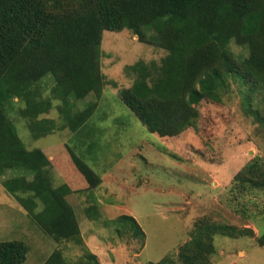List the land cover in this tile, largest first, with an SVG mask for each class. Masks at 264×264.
<instances>
[{
  "label": "trees",
  "instance_id": "obj_1",
  "mask_svg": "<svg viewBox=\"0 0 264 264\" xmlns=\"http://www.w3.org/2000/svg\"><path fill=\"white\" fill-rule=\"evenodd\" d=\"M124 30L167 52L160 62L127 66L135 79L130 88L119 91L122 102L149 132L160 137L182 134L198 117L195 107L204 100L221 103L232 80L247 86L246 94L261 92L264 100V0H0V176L11 169L23 170L24 174L6 180L4 187L48 235L84 248L75 262L56 250L44 264H100V260L84 245L67 200L69 187L53 185L47 176L51 162L42 150L24 147L7 105L25 103L20 114L31 121L39 138L47 130L38 123L48 127L51 121L38 117L51 107L43 108L38 90L52 75L53 96L64 103L66 109L61 107L60 112L67 126L73 130L83 126L97 102L72 114L71 100L91 93L97 99L101 96L103 33ZM232 43L246 47L248 56L238 62L230 50ZM71 157L90 188L100 184V176L82 158L74 152ZM255 190L264 193L261 162L244 167L233 179L229 193L237 212L247 214L241 198ZM115 223L117 232L145 238L135 217L123 215ZM253 234L252 229L200 217L178 259L183 264H212L217 236ZM258 243L264 246V234ZM28 252L22 241L0 242V264H23ZM158 264L173 262L168 258Z\"/></svg>",
  "mask_w": 264,
  "mask_h": 264
},
{
  "label": "rangeland",
  "instance_id": "obj_2",
  "mask_svg": "<svg viewBox=\"0 0 264 264\" xmlns=\"http://www.w3.org/2000/svg\"><path fill=\"white\" fill-rule=\"evenodd\" d=\"M230 50L238 62L248 56V49L236 43ZM101 51L105 76L101 96L97 99L91 93L71 100L72 114L97 102L83 126L76 130L67 126L60 112L61 107L66 109L64 103L53 96L52 75L43 79L38 90L43 108L51 107L38 117L51 121L48 127L38 123L47 130L39 138L31 121L20 114L25 103L7 105L24 147L42 150L51 162L47 176L53 185L69 187L67 200L86 248L98 256L100 264H158L168 258L173 264H183L178 259L181 247L191 239L195 221L208 216L254 232L238 238L217 236L212 264H264V246L258 243L264 234V193L255 190L241 198L247 214L235 210L229 193L244 167L264 163L262 93L246 94L247 86L232 80L221 103L204 100L195 107L198 117L182 134L160 137L149 132L122 102L119 91L130 88L135 79L127 66L160 62L167 52L141 42L129 30L104 31ZM71 152L100 176L99 185L90 188ZM22 174L23 170L11 169L0 176V242L19 240L29 246L23 264H44L56 250L69 261H77L84 254L83 246L48 235L4 187L6 180ZM123 215L136 218L145 238L117 232L115 221Z\"/></svg>",
  "mask_w": 264,
  "mask_h": 264
}]
</instances>
